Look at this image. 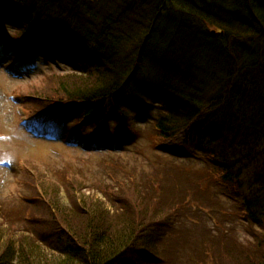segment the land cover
Listing matches in <instances>:
<instances>
[{
  "label": "trees",
  "instance_id": "trees-1",
  "mask_svg": "<svg viewBox=\"0 0 264 264\" xmlns=\"http://www.w3.org/2000/svg\"><path fill=\"white\" fill-rule=\"evenodd\" d=\"M235 4L242 7L235 11ZM63 5L74 10L71 20L62 19ZM0 12L18 17L24 37L43 20L44 35L57 33L89 52L75 60L80 86L73 91L60 82L45 112L72 114L74 134L90 141L104 136L97 143L129 142L138 122L148 124L159 139L179 144L167 147L178 158L189 159L179 150L186 147L209 166L215 161L223 180L232 179L235 167L251 169L243 210L264 235V0H0ZM150 102L161 110L153 119ZM111 176L118 179L116 171ZM26 178L32 180L22 181L27 199L20 205L50 221L25 217L35 227L29 234L41 230L33 235L41 248L31 243L25 264L156 260L162 224L160 215L146 214L144 185H97L122 198L112 204L93 200L81 191L85 181L66 174L35 171ZM9 242L0 264L21 253Z\"/></svg>",
  "mask_w": 264,
  "mask_h": 264
},
{
  "label": "rangeland",
  "instance_id": "rangeland-1",
  "mask_svg": "<svg viewBox=\"0 0 264 264\" xmlns=\"http://www.w3.org/2000/svg\"><path fill=\"white\" fill-rule=\"evenodd\" d=\"M0 15L5 18L2 12ZM16 25L13 18L0 17L2 45L5 41L14 47L22 43V38H17ZM13 63L11 57L0 64V255L8 249L9 236L11 247L22 249L11 264L26 263L23 255L28 254L31 243L41 248L33 236L37 231L41 233L40 228L29 234L35 227L25 224V217L50 221L49 215L29 212L19 202L27 199L20 191L22 181L31 183L32 178L26 176L35 171L48 178L66 174L68 180L82 179L86 185L82 192L95 201L106 199L112 204H118L122 198L98 190L97 185H144L143 202L149 208L146 214L160 215L162 224L157 233L158 258L152 264H264L263 233L246 223L239 192L223 184L212 166L199 165L200 160H182L170 150L166 152L168 146L179 144L159 139L150 125L138 122L133 145L124 144L115 151L71 148L64 143L66 139L50 143L27 134L19 126L20 121L44 111L55 100L60 82L74 91L82 76L64 67L65 62L53 66L41 59L36 74L29 79H17L6 71L14 67ZM62 102V106H69L72 100ZM153 109L152 117H156L159 113ZM73 124L68 125L69 129ZM114 171L118 179L112 178ZM62 202L66 203L64 197ZM37 262L44 264L40 259Z\"/></svg>",
  "mask_w": 264,
  "mask_h": 264
},
{
  "label": "bare ground",
  "instance_id": "bare-ground-1",
  "mask_svg": "<svg viewBox=\"0 0 264 264\" xmlns=\"http://www.w3.org/2000/svg\"><path fill=\"white\" fill-rule=\"evenodd\" d=\"M235 5L238 6L237 8H234L235 11H238V9L242 7V4H235ZM62 10L64 12V16L62 17V19L66 20L69 17H72V18L74 17L73 16L75 13L74 10H72L68 6L63 5ZM42 28H47V26L43 20H40L39 26H37V28L35 29V31H37V34L33 36L35 39L29 43V46L33 48L42 49L41 53L43 56H47L49 51H52L56 55H58L60 58H62L63 60L67 59L70 61L71 60L75 61L79 59L82 54H84V56L89 54L88 51H82L80 50L79 47L73 46L74 44L66 45L64 43V40L57 36V33L55 37H49V36L44 35V33L40 32ZM91 32L93 33V31ZM72 36L74 38L81 37L78 31H75L74 33H72ZM0 58L5 60V55L0 54ZM32 70H35V68L33 67ZM17 74H20V73L17 72Z\"/></svg>",
  "mask_w": 264,
  "mask_h": 264
}]
</instances>
